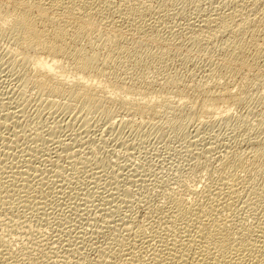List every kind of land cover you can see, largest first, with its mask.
Instances as JSON below:
<instances>
[{
  "label": "rangeland",
  "instance_id": "1",
  "mask_svg": "<svg viewBox=\"0 0 264 264\" xmlns=\"http://www.w3.org/2000/svg\"><path fill=\"white\" fill-rule=\"evenodd\" d=\"M108 2H104V5L101 4V10L102 13L104 12L103 15H105L104 20H106V22H104V25H101L103 29H100L106 30L111 26H115L114 24H112V22H117V19V25L118 27L119 25L120 27L122 26V29H119L118 27L116 28L121 30L120 33H122L123 36L127 38V40H125V45L129 47L128 44L130 42L128 43V39L129 41H134V44L130 48H128L129 53H127L128 51H126L127 54L122 55V58L120 57L121 59L115 58L116 60L108 62L107 65H105L107 69L106 71L112 72L111 75H109V79L108 76L103 77L106 81L108 80L107 83H109L110 79L112 81L117 75L124 77V79L128 82V85H132L135 82L134 86H132L133 89L135 87V91L137 90L135 93L133 92L134 98L135 96L138 98V91H140L142 87V90L147 95H154V97H156L157 99L156 107L160 105L157 108L158 110H156L160 113H157L153 117L147 114H144L146 116L143 115L144 118H142V116L139 117L136 113L124 114L122 109L118 110V105L115 107L116 104L114 105L113 109L115 108V111L118 110V113L113 112L109 115H107V113H105L101 109L88 111L87 109H83L79 106H70L72 109L68 106H52V104H50V101L53 100L51 96H45L43 94L38 95L36 90L33 89L31 85L26 83L25 78L27 73H22L25 70L14 64L15 62L10 59V40L6 36H0V122L7 118V114L12 115V119L7 120L10 123L9 124L7 122L9 127L7 123H5V121H3L4 123L1 122L2 124H4V126L0 123L2 125L0 126V148L2 146V148L5 149L4 142L6 144L8 142L7 146L9 144H12L11 146H9L10 148L6 147L7 154L3 153L1 154L2 156H0V241H3V243H5V246H3L4 248L8 247L6 249H12L11 251L13 254L11 258L12 260L14 259V261L16 260V262L19 264H61L62 261H67L66 263L68 264H75V262L82 263L87 259L92 260L93 258H97V255H99L100 252L102 253V251L98 253V249L102 248V245H104L103 249H101L103 250V253L100 254L105 255V252L112 253V250L118 248L120 240L123 239H125L123 240V243L125 242L124 244L126 246H129L130 244L131 246L135 245L136 247H138L137 245L141 244V237L146 238L155 235L158 236L159 233L163 232L164 235H167L170 232L169 235L171 237L172 235H174L173 233H176V231H173L174 228H170V230L167 225L166 228L160 226V224L163 225L165 222L159 216H156V214L158 215V213L159 215H161V212L165 208H167L170 203V199L169 203L167 202L168 198H171L172 196L180 193L183 194L182 196H184L185 193L186 195L184 197H187L188 195H190L189 189H191L193 186H197L196 188L199 190H205L210 186L214 187V185H216V173L219 172L221 168L220 164L222 163L221 160L227 152L236 155L241 154V157H245L247 160H251V156L252 154H254V150L257 147H261L260 145H263L264 147V141H262L264 139V56L259 57L258 60L252 63L253 65L239 67L240 72L237 75L233 76L235 78L231 77V75L228 76V74L225 73L224 69L218 68L222 63V49L225 48L224 44L228 39V31L224 30L223 32H220L221 29L219 26H217L219 24V21H216V19L219 20L220 17L229 14V12H231L235 7H233V5H235L233 2H231L230 0H108ZM110 3H112L113 5ZM109 4L111 7L109 6ZM126 4L128 6H139V13L136 12L135 14H133V18L131 16H124V6L127 7ZM106 6L108 8L110 7L111 9H108ZM229 9H231V11ZM216 11L218 12V14ZM139 14L142 15L140 16ZM206 15H208V17ZM121 16L122 18H120ZM244 16L247 17L248 15ZM118 17L121 21L122 19L125 21L120 22ZM204 17L206 18L204 19ZM213 17L215 19H213ZM141 18H143V22L140 21ZM207 18L209 24L206 21ZM109 19H111L112 21ZM201 21L203 23H201ZM136 22L140 23L141 25L146 24L145 26L147 28L142 26L145 31H143L142 27V31H131L130 28L132 24H135ZM204 22L208 24V27ZM212 22H214L213 25L215 23L217 24L216 27H218V29L215 27V25L210 26ZM123 24L127 25L128 27ZM205 26L207 27V29L205 28ZM211 27H215V29ZM209 28H211V30ZM216 29L218 30V32ZM146 30L148 31L146 32ZM140 32L142 33L140 34ZM145 34L151 35L149 36L150 38L148 36H144ZM157 37L158 39L159 37H161L160 39L162 41L160 39V41L158 39H155ZM91 38L93 39L94 37L92 36L90 37V39L83 38L81 39L82 41H78V44L80 46L82 43L84 44H82L83 46H92L97 52H99V55L103 56L104 52H106L104 50H107V47L97 45L99 50L98 51L95 46L97 41L93 39V41H95L92 43V41H90L92 40ZM86 40L90 41L91 45H88L86 43ZM259 43L260 47L259 49H257H262V55H264V43L263 45L261 42ZM219 45L224 48H221ZM103 48L104 50H102ZM252 49L253 48L250 49L251 51H248V57L250 58V60V55L253 54L251 52L255 53V50H257L256 48L253 49L254 51ZM160 50L162 52L166 51V64L164 68H159L157 67L158 64L151 62L154 60L152 59L153 57H151V52H161ZM148 56H150L152 60H150V57ZM220 57L222 58L220 59ZM215 61L218 63H216ZM220 69L223 71V73L222 71H220ZM218 71L219 73L221 72L222 74H225V77L223 75L220 76L221 73L218 74ZM113 72L116 73L114 74ZM175 72L178 76L181 74L180 77L182 76V78L184 79L183 80L181 78L183 82L180 83V88H186L185 90L187 91H189V89H195L193 86L198 82L201 85H203V83L205 82L206 84H208L207 86H211L215 79L214 77H218L220 83H223V81H225L224 83L228 82V85L232 84L233 86H229L231 87V89H234V93L240 94L241 100L237 105L235 104L236 106L233 105V108L230 107L232 110L229 109L227 113H224L227 117H219L217 115L216 117H211L210 119L209 117L205 118L204 116L198 117L196 114L194 115L189 106H182L181 109L183 110L184 108L185 112L183 113V111L180 109L183 115L180 118H177V116H175V112L177 110L171 107H175V105L178 104L176 103V100L178 101L179 97L175 95V89L169 88V90L167 89L169 85H165L163 83L162 84L165 85V87H161V81L163 80L162 82H164V80L169 75H176ZM103 77L100 79V82H102V84H99L101 85H104L106 83V81L105 83L103 82ZM137 78L141 80L139 81L137 80ZM225 79L229 80L226 81ZM242 79H244V82H242ZM231 80L234 82H232ZM142 83L143 85L145 84V88ZM240 84L242 86H239ZM187 85L191 88H188ZM158 87H161V89L159 90ZM242 87L244 90L242 89ZM151 88L156 90H153ZM148 89H150V93H148ZM171 89L174 91L172 92ZM235 89L238 90L236 91ZM239 89H241L240 93H238ZM145 90L148 92H146ZM151 90L153 91L151 92ZM163 90H166L167 92H163ZM169 91L171 92V94ZM144 92H140V95ZM158 93H160V95ZM162 93L166 94L167 96L170 94L169 97L164 94L163 95L168 99V101L171 100V103L174 102L175 105L173 103L170 106L168 104L170 102L166 104L165 97H162L161 95ZM48 97L50 98L48 99ZM160 97H162L163 99ZM249 99H251V101ZM164 104L167 105V107ZM161 107L163 110H161ZM23 115L24 117H22ZM122 115L124 118H127L126 121H129L127 124H123L124 126H127L126 128L123 125L122 126L124 128L117 122H114L118 121L120 116ZM109 116L111 117L108 118ZM111 118H114V123L110 122V120H112ZM107 120H109V123L113 124L114 127L110 125ZM142 121L144 122L142 123ZM14 123L16 125H14ZM115 123H117V125ZM118 126L121 128H119ZM38 131H40V134L42 133L43 138L38 133ZM51 132L55 134L52 135ZM36 133H38L39 135H37ZM18 134L22 135L21 138ZM16 135H18V137ZM249 135L252 137H250ZM254 136H257V138ZM15 137H17V139ZM17 140L19 141L16 142ZM60 140L62 141L60 142ZM73 140L76 142H74ZM121 144L123 147L121 146ZM37 145H39V147ZM125 145L127 148L125 147ZM253 147L256 148L254 149ZM60 148H64L65 150L62 149L61 151ZM70 152H73V154ZM68 154L71 156L69 157ZM191 155H193V157ZM45 156L49 159L45 158ZM23 160L25 162H23ZM26 160H28V162ZM29 161L30 164H27L29 163ZM96 162H98V164L102 166H97ZM33 164L34 166H32ZM6 165L8 167H6ZM25 165H31L33 169L32 167L27 168V166ZM44 165H46V167ZM103 165L105 166V168L103 167ZM21 166H23L28 171L26 172V170H24V168L22 167L24 170L23 171ZM114 167L116 169L118 168L119 170L117 169V171ZM29 168H31L33 171H31V169L29 170ZM112 168H114L115 170H113L118 174V176L116 175L117 178L114 181L116 183L115 185L113 183H108L109 185H106L105 182H108L109 178L105 177H108L110 173H113V170H111ZM99 169H101V171ZM257 169L252 172V176L253 178H256L254 179L255 182L260 183L262 180L261 175L263 174L258 173L259 168ZM11 170L14 173H12ZM20 170L21 172H19ZM22 171L25 175L30 174V176H25V178ZM105 173L107 174V176ZM10 174L14 175L11 176ZM91 174H93L94 176ZM19 175H21L23 179L20 178ZM15 176L17 178V181L15 179ZM27 177L30 178L27 179ZM20 179L23 180V182ZM26 179L28 182H25ZM124 180L126 183L124 182ZM24 184H26L27 186ZM24 188H26V190ZM240 192L238 194L239 196L236 197L238 201L235 200L236 202L234 201L232 206L233 208L231 207L230 209H228V211H231H229V213L233 212L231 215H233V219L236 221V223L238 221V223H245L243 225L248 224L247 226L254 225L255 223V225L257 226L258 224L256 223H259V220L257 219L261 217V211L263 210L260 206L259 207L261 210L258 209V205L256 203H253L254 201L252 199L251 201H249L250 198L253 197V195L250 194V191H248V193L246 191V194H244L245 192L243 191ZM247 194H249V196ZM241 196L242 198L240 199ZM121 198H123L122 201ZM187 198L190 199L191 196ZM239 199L241 203L239 202ZM246 201L249 202L247 203ZM237 202L239 204L236 206L235 203ZM255 207L257 208V210H255ZM44 210L45 214L42 213L44 212ZM157 210H159V212ZM155 211H157L158 213ZM253 211H255L256 213H253L251 215ZM154 216H156V218L158 219H155ZM254 216H256V218ZM129 218L133 222H131ZM153 219H155L156 221ZM59 221H61V224L59 223ZM127 221L130 222L129 225L132 224L131 226H134V229L136 228L135 230L141 229V226L140 228L138 227L139 225H142V231L144 232L140 231L142 233L139 232V237H136L137 239L135 240L134 237H131L132 235L130 237L127 236L129 235V232H127L124 228L126 227L124 225H127ZM161 221L164 223H162ZM57 223H59V225H56ZM153 226L157 227V230L155 233H150L152 229H156ZM60 229L62 231H60ZM154 231L152 230V232ZM117 233L118 235H116ZM119 233H122L124 235L126 234L124 236L125 238L122 234V236L119 235ZM141 234L145 235V237ZM116 236H118V238ZM120 236L123 239H119L121 238ZM127 237L129 241L127 240ZM129 238L131 239V241ZM106 242H112V244H108ZM116 242L119 243L117 244ZM131 242L136 243H133L132 245ZM111 245L115 246L114 249H112ZM69 247L71 249L70 251H68ZM104 249H106L105 252ZM25 251L27 252L24 253ZM21 252L25 254V259ZM107 253L106 255H108ZM26 255L30 256L31 259H29ZM111 259L113 260V257Z\"/></svg>",
  "mask_w": 264,
  "mask_h": 264
},
{
  "label": "bare ground",
  "instance_id": "2",
  "mask_svg": "<svg viewBox=\"0 0 264 264\" xmlns=\"http://www.w3.org/2000/svg\"><path fill=\"white\" fill-rule=\"evenodd\" d=\"M230 1L235 4V5H233V7L234 6L235 7L233 8L232 11H231V9H229L231 11V12H229V14H226L225 16L220 17L219 20L216 19V21H219V24L217 25L215 23L214 25H215V27H216V25L219 26L221 30L223 29L222 31L219 29L220 32H223L224 30L228 31V34H227V38L228 39L226 38L227 40L225 41V44L222 42L224 44L225 48L221 47L219 45L221 48H224V49H222L223 50V56H222L223 58L220 57V59L222 58V63H221V65L218 64L220 66L218 68L224 69L225 73L228 74V76L231 75V77H233V76L237 75L240 72V68L239 67L247 66V65H253L252 63H254L256 60H258L259 57L264 56V55H262L263 50L262 49L258 50L259 47H260V43L259 42H261L262 45L264 43V0H230ZM104 2H108V0H0V36L1 35L2 36H6L10 40V43H11V47H10V50H9V54H10L9 56H11L10 59H12L13 62H15L14 64H16L17 66L21 67V69L25 70L22 73H25V72L27 73L26 78H25L26 83L31 85L32 88L36 90L38 95L39 94H43L45 96L46 95L51 96L53 100L50 99V100H52V101H50V104H52V106L53 105L64 106V107L65 106H68V107H70V106H74V107L75 106H79V107H81L83 109H87L88 111L101 109L105 113H107V115H109L110 113H113V112H117L118 110L122 109L124 114H126V113L127 114L128 113L129 114L130 113H136V114H138L139 117L142 116V118H144L143 117L144 114H147V115H151L153 117L157 113H160V112L157 111L158 110L157 108L160 105H158V103H157L158 106L156 107L157 99H156V97H154V95H147L142 90V88H143L142 87L141 88L142 91L140 90V91H138L139 94L137 93L138 94V98L136 96L134 98L133 92L135 93L137 91V90L135 91V87H134V89L132 87L135 84L134 81H133L134 84H132V85L129 84L128 85V82L124 79V77H121L119 75H117V76L114 75L116 72H113L114 73L113 75L115 77L112 75L114 77V79L110 76L113 80L111 81V79H110L109 83H107L108 80L106 81L104 79V77H103V76H108V79H109V75H111V72H112V71L111 72L110 71H106L107 69H106L105 65H107L108 62L116 60L115 58L121 59L122 55H126L127 53H129L128 48H130L134 44V41H132V40L129 41V39H128V43L130 42L129 44L127 43L129 45V47L125 45V40H127V38L124 37L122 33H120L121 30H119V29L122 26L120 27V25H119V27H118V25H117L118 24V20L117 19H116L117 22H112V24H114L115 26H111L112 25L111 24L110 25L111 27H109L110 29L106 27L107 28L106 30H102L103 28L101 27V25L102 24L104 25V22H106V20H104L105 19L104 18L105 15H103L104 12L102 13V10H101V4L104 5L105 4ZM108 3H106V4H108ZM110 4H112V3H110ZM110 4H109V6H110ZM116 5H117V3H116ZM126 6L127 7L124 6V8H125L124 9V13H125L124 16H127V17L131 16L132 17V15L135 14L136 12L139 13V10H140L139 6H130L129 5L130 6L129 7L127 4H126ZM215 9H216V7H215ZM217 14H218V12H217ZM244 15H248V16L246 17ZM206 16L208 17V15H206ZM120 18H122V16ZM120 18H119L120 22L125 21L123 19L121 21ZM205 18L206 17H204V19ZM210 18H209V22H210ZM134 19H136V18H134ZM213 19H215V18L213 17ZM109 20H111V19H109ZM112 20H113V18H112ZM130 21H131V19H130ZM140 21L143 22V18H141ZM203 21H205V20H203ZM206 21L208 23V18H207ZM201 23H203V22L201 21ZM207 23H205V24H207ZM213 23L214 22H212L211 23L212 25L210 24V26H214ZM108 24H109V22H108ZM108 24H107V26H108ZM125 24H123V25H125ZM208 24H207V27H208ZM145 25H141L140 23L136 22L135 24H132L130 29H131V31H134V32L135 31H142L141 27L142 26L146 27ZM125 26L128 27L127 25H125ZM116 27H118L119 29L116 28ZM207 27L205 26L206 29H207ZM215 27H211V28L215 29ZM100 28H102V29H100ZM211 28H209V29L211 30ZM216 28L218 29V27H216ZM123 29H124V27H123ZM130 29H129V31H130ZM143 31H145L144 28H143ZM147 31L148 30H146V32ZM146 32H144V33H146ZM217 32H218V30H217ZM141 33L142 32H140V34ZM148 34H151V33H148ZM92 36L94 37L93 39H95L97 41V43L95 42L96 43L95 46H96L97 50H98L97 45L98 46H106L107 47V50H104V48L102 49V50L106 51V52H104V54L102 53L103 56L99 55V52H97L92 46H83L84 45L83 43H82L83 45L81 44V46L78 44V41H82L81 39H83V38L90 39V37H92ZM144 36H148L149 37L151 35L145 34ZM153 38H151V39H153ZM160 38L161 37H159V39ZM93 39L90 40V41H92V43L95 41V40L93 41ZM155 39H158V37L155 38ZM262 40H263V42H262ZM90 41H87L86 43L88 45L89 44L91 45ZM251 48H253V49L254 48H256V49L258 48V49L255 50V53L251 52L253 54L250 55V57H251V60H250V58L248 57L249 56L248 51ZM162 50H165V49H162ZM126 51H128V52L126 53ZM165 52L166 51H163V52L162 51L161 52H159V51L151 52V57H153L152 59L155 60V61L153 60L151 62L158 64L157 67H159V68H164V66L166 64V53ZM148 53H147V55H148ZM148 57H150V56H148ZM151 57H150V60H152ZM145 59H148V58H145ZM145 61H147V60H145ZM119 62H121V61H119ZM216 63H218V62H216ZM160 71H161V69H160ZM220 71H222V70L220 69ZM156 72H157V70H156ZM220 73L218 71V74H220ZM222 73H223V71H222ZM222 73L220 74V76L223 75L225 77V74H222ZM180 75L178 76L177 73H176V75H171V76L169 75L164 80V82H162L163 80L161 81V87L162 86L165 87V85H169V87L167 89L174 88L175 89V93H176L175 95H177L179 97L178 101L176 100V103H178V104H176L177 106L173 102L174 105H175V107H173V106H171L173 104V103L170 102L171 100L168 101V99L164 96L166 94H164V93L161 94L162 97L163 96L165 97L166 104L168 102H170L168 104L172 108L177 110L176 112L174 110L175 116H177V118H180L183 115L182 111H183V113L185 112L184 108H183V110L181 109L182 106H185V107L189 106L191 111H193L194 115L196 114L198 117L204 116L205 118L209 117V119L211 117L212 118L216 117V115L219 116V117H225L226 114H224V113L225 112L227 113L228 110L231 109L230 107L233 108V105H235V104L237 105L238 102H240V100H241L240 94L234 93L233 92L234 89H231L230 86L232 84L231 85L229 84L230 85L229 86L228 82L224 83L225 81H223V80H222L223 83H220L218 77H214L215 79H214V81L212 80L213 84L211 86H207L208 84H206L205 82H204L205 83L204 84L201 81L203 83V85H201L199 82L198 83L200 85L198 83L197 84L195 83V85L193 86L195 89H193V90L189 89V91H187V90H185L186 88H183V87L180 88L181 87L180 83H182L183 80H184L182 78V76L180 77ZM23 76H25V75H23ZM102 77L104 79V81L103 80L102 81L104 83L106 81L107 84L103 83L104 85H101L102 82H100V79ZM226 78H228V77H226ZM233 78H235V77H233ZM240 78H241V76H240ZM229 79H227V80L225 79V80L228 81ZM137 80H139V79L137 78ZM220 80H221V77H220ZM242 80H243L242 82H244V79H242ZM232 82H234V81H232ZM99 83H101V84H99ZM162 83L165 84V85H163ZM142 85H143V83H142ZM146 86H148V85H146ZM239 86H242V85L240 84ZM161 87L160 88L158 87L159 90L161 89ZM144 88H145V86H144ZM188 88H191V87L188 86ZM104 89H106V90H104ZM136 89H138V88H136ZM151 89H153V88H151ZM162 89H164V88H162ZM242 89H243V87H242ZM153 90H156V89H153ZM153 90H151V92ZM190 90H192V91H190ZM148 91H146V92L150 93V89H148ZM164 91H166V90H163V92ZM173 91L174 90H172V92ZM140 92H144V93H141V95H140ZM156 92H159V91H156ZM240 92H241V89H239L238 93H240ZM158 94L160 95V93H158ZM167 94H169V93H167ZM170 94H171V92H170ZM243 94H244V91H243ZM139 95H140V97H139ZM169 95L168 96L166 95V96L169 97ZM30 96H31V94H30ZM247 96H248V94H247ZM162 97H160V98H162ZM49 98L50 97H48V99ZM249 100L251 101V99H249ZM21 102H22V100H21ZM114 105H115V107L117 105L119 106L118 107L119 109L118 108H117L118 110L116 109L117 111L114 110L115 108L113 109ZM169 105H168V107H169ZM4 106H5V104H4ZM165 106L167 107V105H165ZM162 107H161V110H163ZM191 111H189V112H191ZM2 113H1V116H2ZM194 115H193V117H194ZM5 116H6V114H5ZM114 116H115V114H114ZM127 116H129V115H127ZM144 116H146V115H144ZM15 117H16V114H15ZM22 117H24V115ZM110 117L111 116H109L108 118H110ZM125 117H126V115H125ZM9 119H12V115L11 114H7V118H5V120H2L1 122L4 123L3 121H5V123H7L8 122L7 120H9ZM84 119H86V118H84ZM113 119L110 120L111 123L114 121ZM126 119L127 118H124L123 115H122V116H120L118 121H114V122H117L118 124H120L122 126L124 123L127 124L129 122L128 120L126 121ZM12 121H10V122H12ZM204 121H205V119H204ZM107 122L109 123V120H107ZM134 122H135V120H134ZM143 122L144 121H142V123ZM8 123H7V125H8ZM117 123H115V124L117 125ZM1 124H0V126H2V125L4 126V124H2V125ZM14 125H16V124L14 123ZM20 125H21V123H20ZM110 125L113 126V124H110ZM8 127H9V125H8ZM124 127L126 128L127 126H124ZM15 128H17V127H15ZM119 128H121V127H119ZM0 129H1V127H0ZM38 133L40 134V131H38ZM38 133H36V134L39 135ZM51 134L53 135L55 133L51 132ZM14 135H15V133H14ZM18 135H20V138H21L22 135L21 134H18ZM18 135H16V136L18 137ZM40 135L42 137V133ZM27 136H28V134H27ZM34 136H35V134H34ZM117 136H118V134H117ZM257 136H254V137L257 138ZM2 137H4V136H2ZM17 137H15V138L17 139ZM250 137H252V136H250ZM7 138H8V136H7ZM45 138H46V136H45ZM44 140H46V139H44ZM18 141L19 140H17L16 142H18ZM61 141L62 140H60V142ZM262 141H264V139ZM74 142H76V141H74ZM54 143H55V141H54ZM4 144H5L4 145L5 149H6V147L10 148L9 146L12 145V144H9L7 146L8 142H7V144L4 142ZM126 144H128V143H126ZM18 145H17V147H18ZM134 145H135V143H134ZM37 146L39 147V145H37ZM121 146H122V144H121ZM260 146L261 147H257V148L255 147L256 149L253 147L255 150H254V154H252V156H251L252 157L251 160L250 159L247 160L245 157H241V154L240 155H238V154L236 155V154H230V153L227 152L226 155H224L223 159L221 158L222 159L221 160L222 163L221 164L219 163L221 168H220L219 172L216 173L217 174V176L215 178L216 179V182H215L216 185H214V183H213L214 187L210 186L209 188L207 187V189H205V190L204 189L199 190V189L196 188L197 186L196 187L193 186L191 189H189V194L190 195L187 196V197L191 196L190 199H188L187 197H184L186 195L185 193H184V196H182L183 194H181V193L180 194H176L175 196H172V197L170 196L171 198H168V201H167L169 203V199H170V203L168 205L169 207L166 205L167 208H165L161 212V215H159V213H158L159 210H157L158 212L155 211V212L158 213V215L156 214V216H159L165 222L164 223V222L161 221L164 224L163 225L160 224V226H163V227L166 228V225H167L169 229L170 228H174L173 231H176V233H173L174 235H172L171 237L169 235L170 234L169 231H167V232H169V234H167V235H164L163 234L164 232L163 233H159L157 231L159 233V235L157 234L158 236H156L154 234L155 236H151V237H146V238L141 237L142 238V240H140L141 244L137 245L138 247H136L135 245L131 246L130 244H129V246H126L124 244L125 242L123 243V240H125V239H123L121 237L122 235L124 237L126 234L124 235L122 233H119V235L122 234L120 236L121 238H119V239H123V240H120V243L118 242L119 244L116 242L119 245V247L117 245L118 248H116V249H114L115 246L111 245L112 249H114V250L110 249V250H112V253H110L109 251H108L109 253H107V252H105L106 249H104L105 255H106V253L108 255H106V257H105L104 254L101 255L103 253V250H101V249H103V246H104V245H102V248L98 249V253L100 251H102V253L100 252L101 254L99 253V255H97V258H93L92 260L91 259H87L85 262H82V263L81 262L80 263L79 262H75V264H264V147H263V145H260ZM125 147H126V145H125ZM64 148H62V149H64ZM5 149L2 148V146H1L0 150H2V151H0L1 152L0 156H2L1 154H3V153L5 154L6 153L7 149L6 150ZM62 149H61V151H62ZM61 151H60V153H61ZM227 151H228V149H227ZM231 151H233V150H231ZM24 153H25V151H24ZM70 153L73 154V152H70ZM57 155H59V154H57ZM63 155H64V153H63ZM70 156L71 155H69V157ZM191 156L193 157V155H191ZM45 158H47V157L45 156ZM28 159H30V158H28ZM47 159H49V158H47ZM76 160H78V159H76ZM26 161L28 162V160H26ZM23 162H25V161L23 160ZM96 163H97L96 164L97 166L98 165L100 167L102 166V165L98 164V162H96ZM27 164H30V161ZM94 164H93V166H94ZM25 166H27V168H28V167L34 166V164L32 166L31 165L30 166L29 165H25ZM44 166L46 167V165H44ZM6 167H8V166L6 165ZM22 167L23 166H21V168ZM103 167L105 168L104 165H103ZM23 168H22V170H23ZM114 168H112L111 170H113ZM257 168H259V172L258 173L263 174V175H261V179L262 180H261L260 183L255 182L254 179H256V178H253V176H252V174H253L252 172L254 170H256ZM30 169L31 168H29V170ZM32 169H33V167H32ZM32 169H31V171H33ZM39 169H42V168H39ZM24 170H26V172L28 171L25 168H24ZM99 170L101 171V169H99ZM114 170H113V173L108 172L110 174L108 175V177H105V178H109V181L105 182L106 185L108 183H113L115 185L116 182H114V181L117 178L116 175L118 176V174H117V172L115 173ZM23 171H22V173H23ZM100 171H99V173H100ZM11 172H12V170H11ZM19 172H21V170ZM105 172H107V171H105ZM214 172H216V171H214ZM12 173H14V172H12ZM29 173H30V171H29ZM12 175H14V174H12ZM91 175H93V174H91ZM16 176H18V175H16ZM16 176H15V179L17 181ZM19 176H20V178L23 179V177H21V175H19ZM25 176H30V174L29 175L28 174L27 175L24 174V177ZM106 176H107V174H106ZM128 176H129V174H128ZM259 177H260V175H259ZM29 178L27 177V179H29ZM27 179H26L25 182H28ZM21 181L23 182V180H21ZM124 182H125V180H124ZM24 185H26V184H24ZM24 185H22V186H24ZM110 185H112V184H110ZM61 186H62V184H61ZM62 188H63V186H62ZM111 188H112V186H111ZM24 189L26 190V188H24ZM115 190H117V189H115ZM240 191L245 192L244 194H246V191H247V193H248V191H250V194H252L253 197L250 198L249 201H251V199H252L254 201L253 203H256L258 205V206L257 205H255V206H257V207L260 206L261 209L263 210V211H261L262 212L261 215H260L261 217L259 219H257V220H259V223H256V224H258L257 226L255 225V223H254V225L250 224L251 226H247L248 224L243 225L245 223H243V224L240 223V222L238 223V221H237V223H238L237 224L236 221L233 219L234 218L233 215H231L233 212L229 213L230 210L228 211V209H230L233 206L234 201L235 200L238 201L236 199V197L239 196L238 194H239ZM240 194H241V192H240ZM247 195L249 196V194H247ZM241 198H242V196L240 197V199ZM248 198H247V200H248ZM122 199L123 198H121V201H122ZM240 199H239V202H240ZM249 201H246V202L248 203ZM247 203H245V204H247ZM238 204H239L238 202L235 203L236 206ZM252 205H254V204H252ZM260 207L258 209H260ZM39 208H40V206H39ZM108 209H109V207H108ZM162 209H160V210H162ZM231 210H233V209H231ZM255 210H257V208ZM260 210H258V211H260ZM41 211H42V209H41ZM42 213L45 214V210ZM253 213H256V212L253 211L251 213V215ZM102 214H104V213H102ZM259 214H260V212H259ZM36 215H37V213H36ZM254 215H256V214H254ZM156 216H154L155 219H158V218H156ZM254 217L256 218V216H254ZM258 217H259V215H258ZM108 219H110V218H108ZM155 219H153V220H155ZM60 222L61 221H59V223ZM131 222H133V221L131 220ZM14 223H15V221H14ZM59 223H57L56 225H59ZM129 224H130V222L127 221V225H124V226H126L124 228H125V230L127 232H129V235H127V236L130 237L132 235L131 237H134V240H135V239H137L136 237H139L140 233L144 232V231H142V225H139V227H138V228H140V226H141V229L135 230L136 228L134 229V226L132 227L131 226L132 224L131 225H129ZM157 224H158V222H157ZM239 224H242V225H239ZM134 225H135V223H134ZM157 226H159V225H157ZM153 227H155V226H153ZM163 227H161V228H163ZM148 228H149V226H148ZM155 228L156 229H152L153 231L154 230L155 231L152 232V230H151L150 233H155L156 230H157V227H155ZM149 230H150V228H149ZM60 231H62V230L60 229ZM140 231H142V232H140ZM161 232H162V230H161ZM124 233H126V232H124ZM165 234H166V232H165ZM116 235H118V233ZM145 235H146V233H145ZM145 235H142V236L145 237ZM147 235H149V234H147ZM116 237L118 238V236H116ZM127 240H128V237H127ZM117 241H119V240H117ZM130 241H131V239H130ZM59 242H61V241H59ZM106 243H108V242H106ZM110 243L112 244V242H109L108 244H110ZM133 243H136V242H133ZM133 243H132V245H133ZM3 246H5V243H3V241H0V264H19V263L16 262V260L14 261V259L12 260V258H11L12 254H13L12 251H11L12 249L8 250V249H6L8 247L4 248ZM74 246H76V245H74ZM56 249H57V247H56ZM96 249H97V247H96ZM70 250L71 249L69 247L68 251H70ZM26 252L27 251H25L24 253H26ZM64 252H67V251H64ZM21 254H23V252H21ZM14 255H13V257H14ZM24 255L25 254H23V257H24ZM28 255H26V256H28ZM63 257H64V255H63ZM112 257H113V260L111 259ZM28 258L31 259L30 256H28ZM67 258H69V257H67ZM24 259H25V257H24ZM80 259H81V257H80ZM115 259H116V261H115ZM117 260H118V262H117ZM62 262H61V264H68V263H66L67 261L63 262V263Z\"/></svg>",
  "mask_w": 264,
  "mask_h": 264
}]
</instances>
